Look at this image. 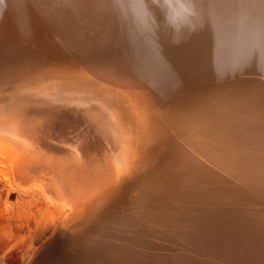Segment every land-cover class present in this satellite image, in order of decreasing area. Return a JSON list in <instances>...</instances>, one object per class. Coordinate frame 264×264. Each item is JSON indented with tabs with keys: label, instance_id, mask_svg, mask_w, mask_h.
<instances>
[{
	"label": "bare ground",
	"instance_id": "1",
	"mask_svg": "<svg viewBox=\"0 0 264 264\" xmlns=\"http://www.w3.org/2000/svg\"><path fill=\"white\" fill-rule=\"evenodd\" d=\"M34 218L28 264H264V0H3L0 259Z\"/></svg>",
	"mask_w": 264,
	"mask_h": 264
},
{
	"label": "rangeland",
	"instance_id": "2",
	"mask_svg": "<svg viewBox=\"0 0 264 264\" xmlns=\"http://www.w3.org/2000/svg\"><path fill=\"white\" fill-rule=\"evenodd\" d=\"M13 200H15V198L13 197L12 198ZM38 213V216L40 215V217H41V215H42V217H43V213H44V210H41V211H38L37 212ZM40 213H42V214H40ZM40 217H38V218H40ZM46 217H48L47 216V214H46ZM43 219V220H42ZM40 218V220L41 221H46V218L44 217V218ZM34 221V222H33ZM33 223H34V225H33ZM31 224L32 225H30V226H32V227H29V226H24V227H22L21 229H20V231L18 232V240H17V242H18V244L16 245V246H14V250H16V251H20L19 253L21 254L20 255V261H19V263L18 264H28V261H29V256H30V254H31V251H32V248H30V250L28 251V253H25V251L23 250V248H22V246H24L23 244L24 243H26L27 241H28V239L32 236V235H34L35 234V231H36V228H37V226H36V221H35V218H34V220H32V222H31ZM25 229V230H24ZM22 231V232H21ZM23 231H24V233H23ZM26 234V235H25ZM29 235V236H28ZM48 235H49V232L47 231V232H45V234H43V235H41V239L39 238L38 240H36V242H35V244H34V246L35 245H37V246H39L42 242H43V240H45L47 237H48ZM11 238H13V237H10V239ZM27 240V241H26ZM41 242V243H40ZM38 243V244H37ZM19 245H22V246H19ZM31 245H29L28 247H30ZM18 248V249H17ZM24 252V253H23ZM0 264H13L12 262H11V260H4V259H0Z\"/></svg>",
	"mask_w": 264,
	"mask_h": 264
},
{
	"label": "snow or ice",
	"instance_id": "3",
	"mask_svg": "<svg viewBox=\"0 0 264 264\" xmlns=\"http://www.w3.org/2000/svg\"><path fill=\"white\" fill-rule=\"evenodd\" d=\"M3 4V0H0V5ZM141 8L144 7L143 4L140 5ZM181 7L184 8L185 6L183 4H181ZM195 6L194 5H188L187 8L185 9L186 11H191L192 15H196L195 11H194Z\"/></svg>",
	"mask_w": 264,
	"mask_h": 264
}]
</instances>
